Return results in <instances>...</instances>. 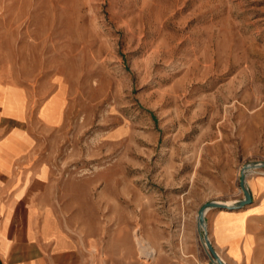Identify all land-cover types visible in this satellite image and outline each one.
<instances>
[{
	"label": "rangeland",
	"instance_id": "1",
	"mask_svg": "<svg viewBox=\"0 0 264 264\" xmlns=\"http://www.w3.org/2000/svg\"><path fill=\"white\" fill-rule=\"evenodd\" d=\"M0 76L49 96L50 197L95 264L212 263L198 208L264 160V0H0Z\"/></svg>",
	"mask_w": 264,
	"mask_h": 264
},
{
	"label": "crops",
	"instance_id": "2",
	"mask_svg": "<svg viewBox=\"0 0 264 264\" xmlns=\"http://www.w3.org/2000/svg\"><path fill=\"white\" fill-rule=\"evenodd\" d=\"M47 98L35 107L34 93L0 76V264H95L86 241L50 197L51 171L36 134L54 126L39 112ZM248 179L250 203L211 207L205 214L210 239L229 264H264V171H252Z\"/></svg>",
	"mask_w": 264,
	"mask_h": 264
},
{
	"label": "water",
	"instance_id": "3",
	"mask_svg": "<svg viewBox=\"0 0 264 264\" xmlns=\"http://www.w3.org/2000/svg\"><path fill=\"white\" fill-rule=\"evenodd\" d=\"M264 166V160L250 161L243 164L240 168V176H239V185L243 192V197L236 199L233 203H226L223 201L209 200L204 202L197 210V221L200 227L205 225V214L206 211L211 207H222V208H236L243 206L244 204L250 203L252 200L251 194L246 186L245 175L248 169L258 168ZM202 238L206 244L207 249L212 255L213 260H215L216 264H229L226 260H224L216 251L212 241L208 237L207 230L202 228Z\"/></svg>",
	"mask_w": 264,
	"mask_h": 264
},
{
	"label": "bare ground",
	"instance_id": "4",
	"mask_svg": "<svg viewBox=\"0 0 264 264\" xmlns=\"http://www.w3.org/2000/svg\"><path fill=\"white\" fill-rule=\"evenodd\" d=\"M254 169H256V168H251V169H248V170H247L246 175H245V182L247 181V174H248V172H249V171H252V170H254ZM227 203H228V202H227ZM228 204H229V203H228ZM206 214H207V211H206ZM203 227L207 230L206 220H205V225L202 226L201 228H203ZM208 237L210 238L209 233H208ZM137 239H138V243H139V245L142 247V250L147 251V250L149 249V245L146 244L145 242H143V240H142V238H141L140 235L137 237ZM210 240H211V239H210ZM216 251H217V250H216ZM218 254H219V253H218ZM219 255H220V254H219ZM214 261H215V260H214Z\"/></svg>",
	"mask_w": 264,
	"mask_h": 264
}]
</instances>
